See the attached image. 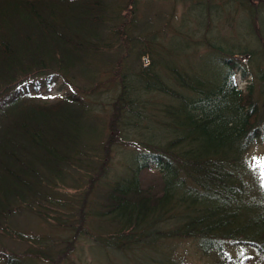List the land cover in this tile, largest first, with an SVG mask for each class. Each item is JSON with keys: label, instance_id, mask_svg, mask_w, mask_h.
<instances>
[{"label": "trees", "instance_id": "trees-1", "mask_svg": "<svg viewBox=\"0 0 264 264\" xmlns=\"http://www.w3.org/2000/svg\"><path fill=\"white\" fill-rule=\"evenodd\" d=\"M104 7V0H0V233L27 241L24 252L0 247V264H78L81 237L91 240L99 264H192L179 252L184 241L213 264H264V163L251 158L264 145V58L254 71L251 48L225 57L214 45L220 64L212 78L179 66L164 76L154 62L137 78L121 76L109 129L119 132L126 120L142 131L130 161L108 179L106 161L93 164L82 137L91 106L75 91L41 92L56 77L73 89L67 60L97 55ZM139 54H149L147 47ZM238 73L247 78L242 87ZM153 91L162 94L159 102ZM113 135L99 149L105 159ZM75 169L89 181L71 203L56 186ZM148 174L159 184L146 186ZM67 205L70 212L59 213ZM46 206L57 209L53 232L6 227L14 215L42 218Z\"/></svg>", "mask_w": 264, "mask_h": 264}, {"label": "rangeland", "instance_id": "rangeland-1", "mask_svg": "<svg viewBox=\"0 0 264 264\" xmlns=\"http://www.w3.org/2000/svg\"><path fill=\"white\" fill-rule=\"evenodd\" d=\"M104 2L101 18L106 23L103 27L105 36L98 40L100 47L96 49L97 55L92 52H81L67 60V67L75 76L73 77L75 83L72 86L74 90L64 77H56L58 81L45 83L41 92L56 97L65 92L75 91L91 106L87 110V126L82 130V137L90 143L88 146L92 148L95 161L93 164L106 161V175L109 179L121 172L126 162L130 161L129 153L137 150L133 139H138L142 131L141 126L134 127L131 123L127 124L126 120L124 124L118 126L119 132L109 129L113 105L122 90L121 76L127 74L133 79L137 78L145 63L154 62V72L164 76H167L168 66H179L190 75L198 74L212 78L217 73L216 66L220 64L219 58H215V53L211 51L214 50L212 48L214 45L224 48L219 56L225 57L228 56L227 51H231L232 48L234 51L231 52L243 53H247V49L251 48L257 53L256 66L252 64V70L255 71L263 64L264 58V0H104ZM113 14L117 16L116 20L111 18ZM111 25H114L115 32L109 31L108 27ZM106 43H111V47ZM146 47L149 54L140 56L139 53ZM260 62L262 64H257ZM172 78L173 74L170 75L168 84L172 85ZM236 79L241 87L247 84V78L241 73L236 75ZM137 92L142 94L141 88ZM149 94L151 93H147ZM162 97L159 91H153L151 100L156 103ZM151 126L154 130L160 129L157 124ZM103 133L105 134L101 138ZM110 134H114V138L110 153L105 159V152L102 157L101 150ZM123 134L127 137L123 138ZM251 158L264 163V145L255 147L251 152ZM63 177L67 182L59 183L56 190L62 192V197L71 200V203L76 202V195L79 196L80 193L82 195L88 187L89 177L86 170L75 169L71 170L70 174L64 171ZM158 181L160 179L158 177L155 179L153 174L144 177L148 187L153 183L159 184ZM68 205L67 208L59 209V213H69L71 207ZM44 210L46 212L42 218L32 213L14 215L9 224L6 223V227H16L17 230H23V233L29 232L28 235L53 232L52 225L56 224V220L52 215H55L57 209L46 206ZM48 212L51 214L50 218ZM55 229L58 236L65 237L62 225ZM1 232V249L25 251L27 241H13L5 231ZM78 243L82 252L79 254L77 248L73 257L84 261L78 264H99L91 240L81 237ZM179 244V252H183L192 264H213L212 258L199 254L194 242L184 241Z\"/></svg>", "mask_w": 264, "mask_h": 264}, {"label": "water", "instance_id": "water-1", "mask_svg": "<svg viewBox=\"0 0 264 264\" xmlns=\"http://www.w3.org/2000/svg\"><path fill=\"white\" fill-rule=\"evenodd\" d=\"M145 59H146V58H145ZM146 60H147V59H146ZM146 60H145V61H146Z\"/></svg>", "mask_w": 264, "mask_h": 264}]
</instances>
